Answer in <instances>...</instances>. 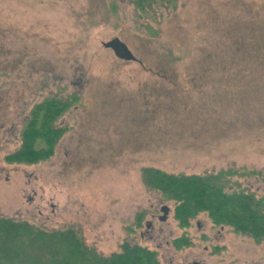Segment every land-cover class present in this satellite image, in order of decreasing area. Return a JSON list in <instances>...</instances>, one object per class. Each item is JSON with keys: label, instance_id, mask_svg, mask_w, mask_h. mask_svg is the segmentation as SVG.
Here are the masks:
<instances>
[{"label": "rangeland", "instance_id": "374dc122", "mask_svg": "<svg viewBox=\"0 0 264 264\" xmlns=\"http://www.w3.org/2000/svg\"><path fill=\"white\" fill-rule=\"evenodd\" d=\"M156 1L0 0V218L72 226L104 255L126 239L159 264H264V242L206 213L180 227L141 170L264 172V0ZM115 36L138 60L103 46ZM74 92L54 154L8 162L34 104ZM242 181L264 195L259 178Z\"/></svg>", "mask_w": 264, "mask_h": 264}, {"label": "trees", "instance_id": "16d2710c", "mask_svg": "<svg viewBox=\"0 0 264 264\" xmlns=\"http://www.w3.org/2000/svg\"><path fill=\"white\" fill-rule=\"evenodd\" d=\"M154 2L157 1L134 0V5L145 10ZM111 8L115 14L116 4ZM156 35L158 31L154 30L153 36ZM78 101L77 92L67 96L47 94L37 101L21 129L20 146L5 159L36 164L50 158L69 129L59 125L58 120ZM141 170L149 188L175 202L174 217L180 227L190 226L191 220L203 212L214 225H227L252 237L257 244L264 242V195H258L242 181L257 177L264 183L262 170L230 167L200 174L170 173L155 167ZM146 213L140 210L132 226H140ZM184 239L176 238V247L188 245ZM221 247L217 246L215 251ZM0 264H159V261L156 250L126 239L119 251L104 255L88 246L72 226L47 228L9 217L0 218Z\"/></svg>", "mask_w": 264, "mask_h": 264}, {"label": "water", "instance_id": "95a60500", "mask_svg": "<svg viewBox=\"0 0 264 264\" xmlns=\"http://www.w3.org/2000/svg\"><path fill=\"white\" fill-rule=\"evenodd\" d=\"M103 46L106 48H111L115 55L121 59L125 60H138L137 57L134 55L132 50L129 48L126 42H124L120 37L115 36L107 41L103 42ZM161 210L164 212V215L161 218H164L165 215L168 213V206L163 205ZM198 264V263H192Z\"/></svg>", "mask_w": 264, "mask_h": 264}, {"label": "bare ground", "instance_id": "6f19581e", "mask_svg": "<svg viewBox=\"0 0 264 264\" xmlns=\"http://www.w3.org/2000/svg\"><path fill=\"white\" fill-rule=\"evenodd\" d=\"M199 264V263H198Z\"/></svg>", "mask_w": 264, "mask_h": 264}]
</instances>
